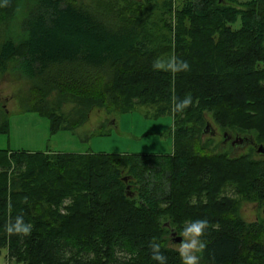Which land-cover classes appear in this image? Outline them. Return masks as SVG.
<instances>
[{
  "label": "trees",
  "instance_id": "1",
  "mask_svg": "<svg viewBox=\"0 0 264 264\" xmlns=\"http://www.w3.org/2000/svg\"><path fill=\"white\" fill-rule=\"evenodd\" d=\"M172 57L188 70L153 67ZM9 70L25 83L24 109L52 132L80 128L95 109L153 105L173 117L174 149H0V253L22 264H159L155 242L167 264H182L172 229L206 219L199 264H264V217L239 214L242 199L264 208V155L204 139L211 114L264 144V0H0V74ZM17 217L29 233L7 230Z\"/></svg>",
  "mask_w": 264,
  "mask_h": 264
},
{
  "label": "rangeland",
  "instance_id": "2",
  "mask_svg": "<svg viewBox=\"0 0 264 264\" xmlns=\"http://www.w3.org/2000/svg\"><path fill=\"white\" fill-rule=\"evenodd\" d=\"M145 1V0H142ZM164 0H156L161 4ZM236 23L234 26H238ZM23 78L15 71L0 74V105L6 110L9 131L0 132V149L56 150L66 152H107V153H170L174 149L171 115H157L153 105H138L135 110L125 113H109L95 109L89 120L76 130L60 129L52 132L50 120L38 112L27 111L19 99L25 88ZM71 105L67 106L69 109ZM208 120L215 134L206 133L204 139L212 137L216 146H222L225 131L208 114ZM4 119L0 113V126ZM237 134H234L236 138ZM256 142L234 148L231 143L222 147L240 155L252 152L255 158ZM239 214L249 222L264 217V208L258 202L242 199ZM172 240V236H171ZM170 240L169 245L178 249L179 243ZM0 264H22L9 259L6 250L0 253Z\"/></svg>",
  "mask_w": 264,
  "mask_h": 264
},
{
  "label": "clouds",
  "instance_id": "3",
  "mask_svg": "<svg viewBox=\"0 0 264 264\" xmlns=\"http://www.w3.org/2000/svg\"><path fill=\"white\" fill-rule=\"evenodd\" d=\"M153 67L158 70H170L174 73L188 70V64L183 61H177L175 57L170 58L167 62L157 59L154 61ZM191 103V97H186L183 101L175 105L173 111L182 112ZM208 227L209 222L206 219H199L187 224L180 233L183 240L179 243L178 252L182 264H199V256L197 253L205 249V244L201 241L200 237L203 236L205 229ZM7 230L10 233L15 231L16 233L27 234L30 232V226L24 224L22 217H17L15 225L8 226ZM150 247L152 249V259L158 261L159 264H167L166 257L161 253V246L153 242Z\"/></svg>",
  "mask_w": 264,
  "mask_h": 264
},
{
  "label": "water",
  "instance_id": "4",
  "mask_svg": "<svg viewBox=\"0 0 264 264\" xmlns=\"http://www.w3.org/2000/svg\"><path fill=\"white\" fill-rule=\"evenodd\" d=\"M204 133H210L211 135L215 134V129L212 127V124L210 122H207L206 127L204 129ZM227 134H228V132L225 131V133H224L225 137L227 136ZM252 142H254V139L251 136L249 137L247 135L237 134L235 140L233 141V144H235V143H252ZM257 152L261 155H264V144L263 143L258 145ZM125 181H128L127 177H125ZM127 189L129 190L128 194L131 195L132 193L130 191V186H127ZM169 225H170L169 222H167V226H169ZM171 235H172V241L173 242L180 243L183 240V237L178 235V233L174 229H172Z\"/></svg>",
  "mask_w": 264,
  "mask_h": 264
},
{
  "label": "flooded vegetation",
  "instance_id": "5",
  "mask_svg": "<svg viewBox=\"0 0 264 264\" xmlns=\"http://www.w3.org/2000/svg\"><path fill=\"white\" fill-rule=\"evenodd\" d=\"M234 140H235L234 135L227 134L226 137L224 135V139L222 141V143H223L222 145L226 146L227 144L231 143L234 148H238L241 145L243 146V145L247 144V143H235V144H233ZM255 146L257 147V145H255Z\"/></svg>",
  "mask_w": 264,
  "mask_h": 264
}]
</instances>
